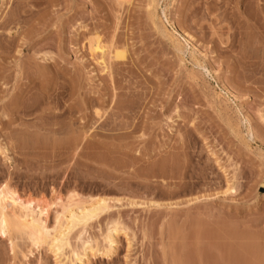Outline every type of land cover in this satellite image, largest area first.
I'll use <instances>...</instances> for the list:
<instances>
[{
  "label": "rangeland",
  "instance_id": "1",
  "mask_svg": "<svg viewBox=\"0 0 264 264\" xmlns=\"http://www.w3.org/2000/svg\"><path fill=\"white\" fill-rule=\"evenodd\" d=\"M1 184L49 227L107 200L68 259L117 222L86 264H264V0H0Z\"/></svg>",
  "mask_w": 264,
  "mask_h": 264
},
{
  "label": "bare ground",
  "instance_id": "2",
  "mask_svg": "<svg viewBox=\"0 0 264 264\" xmlns=\"http://www.w3.org/2000/svg\"><path fill=\"white\" fill-rule=\"evenodd\" d=\"M90 48L93 52H102L103 47L94 42ZM230 189L232 191L233 188L230 187ZM76 205L74 207L72 204L62 205L61 210L56 211L53 226L49 227L47 225L48 206H42L33 199H23L1 184L0 234L6 237L10 231L17 232L27 237L36 248L46 244L54 257L55 264H66L67 261L69 264H86L91 255H108L113 252L116 244L115 235L121 228L118 227L120 225L117 222H111L113 224L105 232L106 234L103 236L104 244L101 247L97 245L96 240L92 241L87 238L81 240L83 238H79L81 241L80 248L77 249L78 251L72 248L74 250H71L72 256L70 255V257H73V259H68L69 255H65V249L69 247V234L79 227H81V232L86 231L85 227L89 225V222L106 213L109 209L107 200L101 197L88 205ZM10 246L13 251L12 241H10Z\"/></svg>",
  "mask_w": 264,
  "mask_h": 264
}]
</instances>
